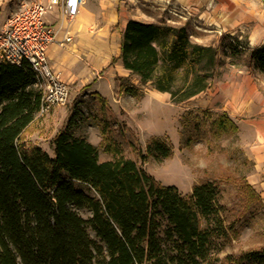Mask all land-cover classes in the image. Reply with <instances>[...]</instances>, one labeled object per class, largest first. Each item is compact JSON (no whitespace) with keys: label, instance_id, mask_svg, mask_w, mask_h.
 <instances>
[{"label":"trees","instance_id":"1","mask_svg":"<svg viewBox=\"0 0 264 264\" xmlns=\"http://www.w3.org/2000/svg\"><path fill=\"white\" fill-rule=\"evenodd\" d=\"M219 51L193 42L186 26L131 19L111 66L120 61L142 86L150 84L181 104L210 89ZM249 59L264 73V45L251 49ZM125 91L136 93L134 87ZM41 99L27 61L0 62V264H215L213 245L228 240L234 227L222 217L214 183L195 186L185 197L111 144L106 150L114 159L101 162L98 148L74 135L72 119L52 141L54 156L28 148L22 136ZM211 131L220 135L239 127L222 113ZM147 152L157 160L172 155L160 138L151 140ZM249 263L264 264V247L220 264Z\"/></svg>","mask_w":264,"mask_h":264},{"label":"rangeland","instance_id":"2","mask_svg":"<svg viewBox=\"0 0 264 264\" xmlns=\"http://www.w3.org/2000/svg\"><path fill=\"white\" fill-rule=\"evenodd\" d=\"M34 1L0 0V34L11 14ZM181 1L124 0L123 4L136 19L186 26L193 42L218 47V73L212 86L222 78L249 75L264 96V73L249 59L251 49L264 45V0H207L202 5ZM103 21L93 27V37H104L107 42L108 36L102 31L108 26ZM114 48L112 45L111 53ZM117 64L108 67L102 66L103 61L97 63V77L118 75ZM118 78L121 80L111 84L104 79L98 83V90L69 86L67 105L36 116L21 143L28 148L39 146L54 156L52 141L72 119L74 135L94 144L101 162L114 159L106 150L111 144L119 146L125 157L136 161L156 181L176 186L185 197L191 196L198 185L212 182L218 187L222 217L234 232L228 240L218 239L213 245L215 264L229 255L264 247V200L249 186L247 178L253 165L245 156L239 131L220 135L211 131L213 121L225 112L197 107L195 97L175 104L170 94L150 84L142 86L130 74ZM128 87H134L136 93L125 91ZM155 138L171 148L170 158L157 160L147 152ZM79 212L85 218L91 216L88 210ZM167 227L163 221V237Z\"/></svg>","mask_w":264,"mask_h":264},{"label":"crops","instance_id":"3","mask_svg":"<svg viewBox=\"0 0 264 264\" xmlns=\"http://www.w3.org/2000/svg\"><path fill=\"white\" fill-rule=\"evenodd\" d=\"M188 1L202 5L207 0ZM123 2L124 0H82L79 14L70 25L59 7L53 8L46 15L47 25L57 31L56 42L48 50V63L68 87L74 85L82 89L89 86L90 89L94 87L98 90V83L104 79L111 84L118 75L130 74L119 61L116 65L118 75L112 74L105 78L96 75L97 63L103 61L102 66L110 67L112 58L120 56L121 36L128 21H142L128 11L131 3L128 1L129 6H125ZM102 19L108 26L107 31H102L108 36L107 42L104 37H93V27ZM67 33L72 36L71 42H64ZM112 45L115 47L113 53ZM98 50L103 51L100 60ZM195 99V106L225 112L238 125L245 156L253 165L247 179L264 200V96L257 84L249 75L222 78Z\"/></svg>","mask_w":264,"mask_h":264},{"label":"built area","instance_id":"4","mask_svg":"<svg viewBox=\"0 0 264 264\" xmlns=\"http://www.w3.org/2000/svg\"><path fill=\"white\" fill-rule=\"evenodd\" d=\"M82 0H36L24 4L10 15L0 34V62L20 65L27 61L38 78L42 94L38 117L49 114L54 108L67 105L70 89L53 72L48 63V50L56 42L57 31L46 23V15L59 7L70 23L78 16ZM67 33L64 42H71Z\"/></svg>","mask_w":264,"mask_h":264},{"label":"bare ground","instance_id":"5","mask_svg":"<svg viewBox=\"0 0 264 264\" xmlns=\"http://www.w3.org/2000/svg\"><path fill=\"white\" fill-rule=\"evenodd\" d=\"M97 52H98V54H97V55H99V57H98V58H99V60H100V57H101V55L103 54V51H102V50H98Z\"/></svg>","mask_w":264,"mask_h":264}]
</instances>
